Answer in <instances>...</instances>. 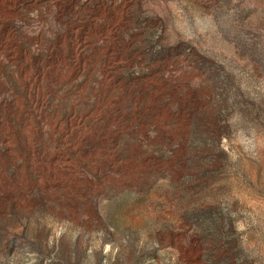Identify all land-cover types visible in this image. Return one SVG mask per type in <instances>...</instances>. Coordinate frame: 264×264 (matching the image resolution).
<instances>
[{
    "label": "rangeland",
    "instance_id": "rangeland-1",
    "mask_svg": "<svg viewBox=\"0 0 264 264\" xmlns=\"http://www.w3.org/2000/svg\"><path fill=\"white\" fill-rule=\"evenodd\" d=\"M0 264H264V0H0Z\"/></svg>",
    "mask_w": 264,
    "mask_h": 264
}]
</instances>
